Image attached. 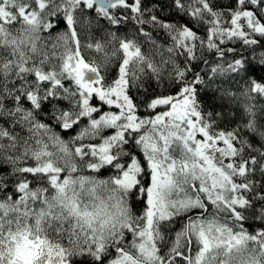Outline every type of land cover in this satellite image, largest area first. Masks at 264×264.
Returning <instances> with one entry per match:
<instances>
[{"label": "snow or ice", "instance_id": "1", "mask_svg": "<svg viewBox=\"0 0 264 264\" xmlns=\"http://www.w3.org/2000/svg\"><path fill=\"white\" fill-rule=\"evenodd\" d=\"M0 264H264V0H0Z\"/></svg>", "mask_w": 264, "mask_h": 264}, {"label": "trees", "instance_id": "2", "mask_svg": "<svg viewBox=\"0 0 264 264\" xmlns=\"http://www.w3.org/2000/svg\"><path fill=\"white\" fill-rule=\"evenodd\" d=\"M177 226H179V225H177Z\"/></svg>", "mask_w": 264, "mask_h": 264}]
</instances>
